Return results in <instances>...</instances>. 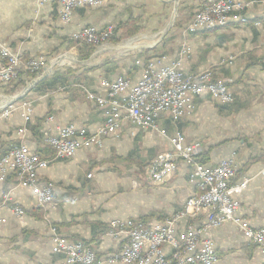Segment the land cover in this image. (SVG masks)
Masks as SVG:
<instances>
[{"label":"crops","instance_id":"0c3cea01","mask_svg":"<svg viewBox=\"0 0 264 264\" xmlns=\"http://www.w3.org/2000/svg\"><path fill=\"white\" fill-rule=\"evenodd\" d=\"M204 1L102 0L97 6L74 9L65 22L50 0H0V48L7 46L23 60L42 57L47 63L68 55L75 61L55 70L41 91H30L0 110V159L21 144L47 159L48 165L37 174L41 183L51 184L54 196L44 209L32 189L15 182L13 174L0 178V191L9 193L7 203L0 197V264H51L59 258L52 252L56 236L84 243L97 258H104L119 251L124 241L123 234L111 232V221L142 220L155 226L179 213L197 189L189 179L190 166L178 161L173 174L157 183L146 170L156 154L172 148L169 139L176 133L187 143L202 144L200 161L207 167L232 160L233 182L247 180L235 216L264 230V0H240L243 10L232 14L245 17V22L230 19L222 27L188 31ZM108 25L114 26L115 38L131 29L137 34L105 43L81 59L82 45H70L73 35ZM125 40L130 42L117 45ZM149 62L156 69L177 64L190 76L210 70L228 87L232 101L220 104L206 93L190 95V109L177 121L161 114L158 130L137 127L124 118L117 133L103 136L100 145L85 144L71 158H55L44 132L56 134L71 125L76 133L85 129L95 135L105 122L104 110L86 91L105 96L104 81L118 77L135 83ZM28 75L21 72L18 78L25 86ZM7 90L2 86L0 95L7 96ZM23 103L31 107L27 120ZM14 205L23 210L21 216L12 212ZM190 222L212 240L217 264H264V250L233 222L209 228L203 216L180 218L176 229Z\"/></svg>","mask_w":264,"mask_h":264},{"label":"built area","instance_id":"2783aa9c","mask_svg":"<svg viewBox=\"0 0 264 264\" xmlns=\"http://www.w3.org/2000/svg\"><path fill=\"white\" fill-rule=\"evenodd\" d=\"M50 1L59 6V16L67 22L74 9L97 6L102 0ZM243 8L244 4L237 0H205L187 25V30L222 27L230 19L245 22V17L232 14ZM113 34V25L102 30L86 27L75 33L73 40L86 41L97 48L106 43ZM0 60V88H9L18 80L21 72L39 75L48 63L42 57L23 60L7 46L0 48ZM103 84L107 87L105 96L86 91L87 98L104 110L105 122L95 135H87L85 129L76 133L71 125L58 128L56 134L44 132L43 140L53 150L55 158H71L85 144L100 145L103 136L117 133L124 118L137 127L158 130V117L167 113L177 121L190 107V95L206 93L220 104L232 101L228 87L222 80L215 79L210 70L190 76L185 75L177 64L156 69L154 63L149 62L135 83L118 77L114 81H104ZM23 107L27 120L31 107L27 103H23ZM169 141L172 148L156 154L146 170L149 179L157 183L173 174L178 161H184L190 166L189 179L197 189L187 198L182 210L155 226L142 220L111 221V232L123 234L124 241L119 251L104 258H97L95 252L84 243H72L56 236L52 252L59 255V258L51 264H217L218 258L212 240L204 236L192 222L183 230L176 229L178 219H194L198 216L205 218L209 228L218 227L224 222H233L251 243L264 250V230L251 228L245 220L235 216V211L240 206L238 196L246 187L247 180L233 182L235 166L232 160H223L214 167H207L200 161L203 151L200 142L187 143L180 133L170 137ZM47 165V159L40 158L26 145L21 144L13 147L0 159V178L4 180L9 173L13 174L15 182L30 187L37 197L38 206L46 209L53 203L52 186L49 182L41 183L37 171ZM0 197L3 204L7 203L9 193L0 191ZM11 210L17 216L23 214L20 206L14 205ZM0 222H4V219L0 218ZM164 247L170 249L169 253L164 251Z\"/></svg>","mask_w":264,"mask_h":264},{"label":"trees","instance_id":"16d2710c","mask_svg":"<svg viewBox=\"0 0 264 264\" xmlns=\"http://www.w3.org/2000/svg\"><path fill=\"white\" fill-rule=\"evenodd\" d=\"M130 26H131V24L129 22L124 25V27L126 29H129ZM135 34H137V31L131 29V30L127 31L126 33H122L119 38H115V37L114 38H110L108 41H109V43H113L114 44V43L119 42L123 38H127V37L133 36ZM76 44L82 45L83 50H81L82 51L81 52L82 53V56H80L81 59H84V58L88 57L96 49L95 48L96 47L95 45H93L92 43L86 42V41H82V42L71 41L70 42V45H76ZM56 73H57V71H54L52 73V75H50L45 80L39 82L30 91H41L42 88L44 86H47L49 84V82L51 81V79L53 77H55ZM36 76H37L36 74H32V75L29 74L28 75V77H29L28 80H32ZM25 84H26V82L20 81L18 79L16 82H13L11 84L12 86L11 85L9 86V89L6 91V94H13L16 91L17 88L23 87V86H25Z\"/></svg>","mask_w":264,"mask_h":264},{"label":"water","instance_id":"95a60500","mask_svg":"<svg viewBox=\"0 0 264 264\" xmlns=\"http://www.w3.org/2000/svg\"><path fill=\"white\" fill-rule=\"evenodd\" d=\"M165 31L161 33V37H163L165 35ZM65 55L63 56H59L58 59L64 57ZM53 60V61H50L49 63H47L44 67H43V70H42V73L32 79L26 86L23 90H21L20 92L16 93L15 95H12V96H5V95H0V109L2 108H6L8 106H10L11 104L21 100L23 97H25L29 92L30 90L36 86L39 82L45 80L52 72H53V68L55 65L59 64L57 62V60Z\"/></svg>","mask_w":264,"mask_h":264},{"label":"rangeland","instance_id":"374dc122","mask_svg":"<svg viewBox=\"0 0 264 264\" xmlns=\"http://www.w3.org/2000/svg\"><path fill=\"white\" fill-rule=\"evenodd\" d=\"M237 1H238V0H237ZM239 1H240V0H239ZM240 2H241V1H240ZM241 3L243 4V2H241ZM242 17H243V16H242ZM114 37H116V34H115V33L112 35L111 38H114ZM109 39H110V38H109ZM109 39H108V40H109ZM108 40H107L106 43L109 42ZM129 42H130V40H125V41H122V42L118 43L117 45H125L126 43H129ZM104 44H105V43H104ZM102 45H103V44H102ZM98 47H100V46H98ZM95 48H96V47H95ZM67 56H68V55H67ZM58 58H59V56H57V57H55V58L49 60V62H50V61H53V60H56V59H58ZM66 60H68V59H66ZM66 60H65V58H63V57L60 58V59H58L57 62H58L59 64H57V65L54 66V68H53V72H54L55 70H57V69H59V70L62 69V68L65 69V68L67 67L66 65H68V64H72V65H73V63L75 62V61H73V60H72V61L68 60V61H70V62H69V63H65ZM49 62H48V63H49ZM42 70H43V69H42ZM41 73H42V71H41ZM41 73H40V74H41ZM40 74H39V75H40ZM39 75H37L36 77H38ZM36 77H35V78H36ZM33 79H34V78H33ZM30 81H31V80H30ZM30 81H29V82H30ZM8 89H9V88H8ZM19 90H21V89H19ZM19 90H17V91H19ZM15 94H16V91H15L13 94H7V96H12V95H15ZM200 144H201V143H200ZM201 146H202V144H201ZM202 150H203V148H202Z\"/></svg>","mask_w":264,"mask_h":264},{"label":"bare ground","instance_id":"6f19581e","mask_svg":"<svg viewBox=\"0 0 264 264\" xmlns=\"http://www.w3.org/2000/svg\"><path fill=\"white\" fill-rule=\"evenodd\" d=\"M63 58H65V60H66V59H69V56L65 55ZM71 60H72V59H71Z\"/></svg>","mask_w":264,"mask_h":264}]
</instances>
